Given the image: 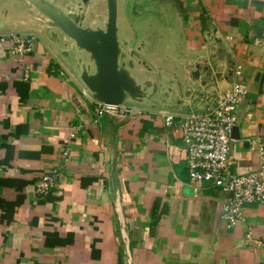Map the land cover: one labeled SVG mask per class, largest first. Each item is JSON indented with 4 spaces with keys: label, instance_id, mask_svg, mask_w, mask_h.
<instances>
[{
    "label": "crops",
    "instance_id": "0c3cea01",
    "mask_svg": "<svg viewBox=\"0 0 264 264\" xmlns=\"http://www.w3.org/2000/svg\"><path fill=\"white\" fill-rule=\"evenodd\" d=\"M153 3L168 26L163 56L172 48L211 68L195 96L168 113L203 114L241 82L248 94L231 143L233 170H257L264 0ZM9 35L32 37L33 49L20 56L0 41V194L16 205L10 223L0 208V264H264V205L247 206L244 222L231 226L222 214L230 195L190 182L180 132L162 111L97 121L93 99L46 40L23 24L0 39ZM50 169L59 185L40 196Z\"/></svg>",
    "mask_w": 264,
    "mask_h": 264
},
{
    "label": "water",
    "instance_id": "95a60500",
    "mask_svg": "<svg viewBox=\"0 0 264 264\" xmlns=\"http://www.w3.org/2000/svg\"><path fill=\"white\" fill-rule=\"evenodd\" d=\"M121 1L0 0V32L12 29L14 24L27 26L67 62L97 103L128 110L179 111L211 74L210 66L200 58L183 59L172 48L167 52L171 57H164L167 30L161 32L157 43L149 42V49L152 46L151 57L168 61L169 69H165L167 64L147 63L148 58H142L141 43L120 37ZM149 66L163 75H143L140 68L149 70ZM239 137V127L235 126L232 139Z\"/></svg>",
    "mask_w": 264,
    "mask_h": 264
},
{
    "label": "built area",
    "instance_id": "2783aa9c",
    "mask_svg": "<svg viewBox=\"0 0 264 264\" xmlns=\"http://www.w3.org/2000/svg\"><path fill=\"white\" fill-rule=\"evenodd\" d=\"M9 40L13 52L20 56L28 55L33 49V38L21 35H9L0 39ZM241 76L240 68L235 71ZM86 95H88L85 92ZM248 94V89L241 82H234L231 88L217 97L214 106L207 108L203 114H191L182 120H176L168 112H160L169 127L180 132L187 157V173L190 182L196 187L211 185L228 193L222 214L231 225L243 223L245 208L250 205H264V139L259 140V167L245 175L234 172L231 157L232 132L238 124L239 107ZM93 115L97 121L110 117L126 119L141 114L138 108L132 110L124 106H111L93 101ZM71 138L76 134L72 133ZM60 173L50 169L43 173L37 184V193L46 196L59 185Z\"/></svg>",
    "mask_w": 264,
    "mask_h": 264
},
{
    "label": "rangeland",
    "instance_id": "374dc122",
    "mask_svg": "<svg viewBox=\"0 0 264 264\" xmlns=\"http://www.w3.org/2000/svg\"><path fill=\"white\" fill-rule=\"evenodd\" d=\"M153 2L154 0H122L119 3V12L121 13L118 22L119 34L121 38L136 40L137 44L141 43L143 45L142 58H148L145 60L147 63L153 61L160 65L167 64L168 67H165V69H169L168 61L160 60L159 56L158 58L150 56L152 46L149 49V42L155 41L157 43L159 35H163L162 33L168 27L165 18L161 14L163 12ZM164 45L162 44L161 47L163 48ZM140 71L143 75L149 74L152 77L163 75L161 70L153 69L151 66H149V70L141 67ZM127 105L130 107L132 104Z\"/></svg>",
    "mask_w": 264,
    "mask_h": 264
},
{
    "label": "trees",
    "instance_id": "16d2710c",
    "mask_svg": "<svg viewBox=\"0 0 264 264\" xmlns=\"http://www.w3.org/2000/svg\"><path fill=\"white\" fill-rule=\"evenodd\" d=\"M10 185L12 186L13 184L10 183ZM5 186H6L5 181L0 179V189L5 188ZM4 201L5 200L3 199L2 194H0V208H1V210L5 211L7 222L10 223L12 220L16 205H15V203L6 202V201L4 202ZM21 202H23V200ZM21 202H19V204Z\"/></svg>",
    "mask_w": 264,
    "mask_h": 264
}]
</instances>
